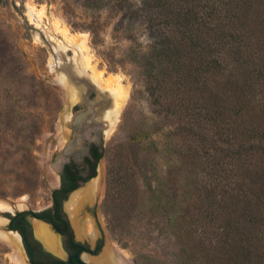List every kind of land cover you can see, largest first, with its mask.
Instances as JSON below:
<instances>
[{
    "label": "rangeland",
    "instance_id": "rangeland-1",
    "mask_svg": "<svg viewBox=\"0 0 264 264\" xmlns=\"http://www.w3.org/2000/svg\"><path fill=\"white\" fill-rule=\"evenodd\" d=\"M140 7L141 0H0V202H22L33 211L51 205L57 172L50 162L67 140L65 123L85 90L83 80L106 91L108 80L118 79L129 97L102 136L98 170L103 166L106 182L97 215L103 251L111 249L125 264H178L171 219L193 209L189 170L179 153L188 152L187 127L178 116L153 111L130 58L131 46L152 39L143 15L130 10ZM93 69L103 73L102 82L92 79ZM109 96L107 113L116 101ZM72 197L65 204L69 215L79 207L88 233L100 234L94 204L75 208ZM0 219H7L3 212ZM3 226L0 233L8 234ZM15 252L0 238V264H14Z\"/></svg>",
    "mask_w": 264,
    "mask_h": 264
},
{
    "label": "trees",
    "instance_id": "trees-1",
    "mask_svg": "<svg viewBox=\"0 0 264 264\" xmlns=\"http://www.w3.org/2000/svg\"><path fill=\"white\" fill-rule=\"evenodd\" d=\"M130 10L152 37L130 47L152 109L187 127L193 209L171 219L178 264H264V0Z\"/></svg>",
    "mask_w": 264,
    "mask_h": 264
},
{
    "label": "flooded vegetation",
    "instance_id": "flooded-vegetation-1",
    "mask_svg": "<svg viewBox=\"0 0 264 264\" xmlns=\"http://www.w3.org/2000/svg\"><path fill=\"white\" fill-rule=\"evenodd\" d=\"M82 83L85 90L80 94V100L72 105L71 115L65 123L70 132H66L67 140L60 147L61 152L67 147L72 152L59 168L52 167L57 172V188L52 191L51 205L40 211L3 212L7 217L3 228L21 239V254L27 261L24 260L25 264H125L111 249L105 253L103 251L105 233L98 219L96 203L91 210L100 234L93 232L94 237L86 230L83 220L79 219V207L71 217L65 206L72 193H80L79 190L83 193L96 182L97 190L90 197L95 202L100 187L101 168L98 170V167L104 156L102 136L106 128V113L111 106L110 94L88 80ZM56 162L57 158L53 157L51 166ZM88 205L89 202L85 206ZM35 223L48 226L57 243L53 244L51 237L46 242L40 239L34 229ZM75 224L83 231L80 236Z\"/></svg>",
    "mask_w": 264,
    "mask_h": 264
},
{
    "label": "bare ground",
    "instance_id": "bare-ground-1",
    "mask_svg": "<svg viewBox=\"0 0 264 264\" xmlns=\"http://www.w3.org/2000/svg\"><path fill=\"white\" fill-rule=\"evenodd\" d=\"M64 33L67 35V32L66 31H64ZM74 39H75V37H74ZM67 40L68 41L69 40L71 41L72 39L67 37ZM74 44H77V45L79 44V46L81 48L83 46L82 45V41H79V40L77 41V39H75ZM76 48H77V46H76ZM78 49H80V48H78ZM82 63L83 64H86L83 61H82ZM93 73H94V76H93L92 79H94V81L97 82V83L102 82V80H103V73H97L95 69H93ZM105 89H106V91L110 95L113 94L115 96V98H116V101L114 102L113 109L111 111H109L107 113V115H106L107 121L110 120L111 126L114 127L116 125V123L118 122L120 113H121L122 109L124 108L125 103H126L128 97H129V92L124 87H122L119 84V80L118 79H113V78H110L108 80ZM76 95H77V93H76ZM75 97L76 96H73L71 100L72 101H76V98ZM95 183L93 185H91V187L88 190L84 191L83 193L82 192L76 193L72 197L71 203L74 205L75 208H76V206H78L79 204H81L82 201H88V199H90V197H92L94 195V193L97 190V186H96ZM26 206L27 205L24 204V203H22V202H14V203H10V202H7V203L6 202L5 203L4 202H0V212H11V213L14 212L15 213L16 210H24L26 208ZM4 223H5V220L0 219V227ZM75 225L77 226V224H75ZM34 229L36 230V233L38 235H40L45 242H46V240L48 241V239H50V237H51V241L53 242V244H56L57 240H56L55 237H52L51 232H50L48 226H45V225L40 224V223H37L34 226ZM80 235H81V233H78V236H80ZM0 238H1V240H4L5 242H7V244H9L14 249V251H16L11 256L12 257V262L14 264H25V262H24L25 259H23V257H22L21 248H20L22 241L20 242L21 239L19 238V236L16 235V234L13 235V232L12 233H8V234L1 232L0 233ZM22 253L24 254V252H22ZM24 257H26V256H24Z\"/></svg>",
    "mask_w": 264,
    "mask_h": 264
},
{
    "label": "water",
    "instance_id": "water-1",
    "mask_svg": "<svg viewBox=\"0 0 264 264\" xmlns=\"http://www.w3.org/2000/svg\"><path fill=\"white\" fill-rule=\"evenodd\" d=\"M54 137V134H52V136H50V138L47 140V144H46V147H45V151L47 152L48 150V147H49V143H50V140ZM72 152L71 148L70 147H67V149L63 150L61 152V154L59 155V158L57 159V164H53V168L56 169L59 168L61 165H62V162H65L67 160V156L70 155V153ZM100 187H99V191H98V195L97 197L95 198V202H92L90 199H88V201H82L81 205L82 206H85L86 204H95L96 203V209L98 211V206H99V203L101 202L102 198H103V195H104V189H105V173H104V168L103 166L101 167V170H100ZM51 191H53L54 189L53 188H50ZM75 195V193H72L71 196ZM70 196V197H71Z\"/></svg>",
    "mask_w": 264,
    "mask_h": 264
}]
</instances>
